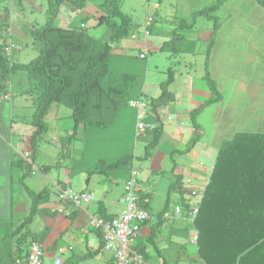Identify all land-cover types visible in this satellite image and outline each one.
Listing matches in <instances>:
<instances>
[{
  "label": "crops",
  "instance_id": "1",
  "mask_svg": "<svg viewBox=\"0 0 264 264\" xmlns=\"http://www.w3.org/2000/svg\"><path fill=\"white\" fill-rule=\"evenodd\" d=\"M179 1L198 3V9L182 5L178 11L174 5L178 0H160L163 5L157 7L159 13L144 20V33L137 37L133 32L131 41L124 39L119 48H112V55L117 53L109 58L110 70L135 75L128 104L116 108L112 123L105 128H81L69 150L58 148L60 134L54 129L55 139L39 143L34 158L36 162L40 152L42 164L37 167H45L39 169L44 176L27 175L31 179L26 181L19 155L31 149L30 132L23 122L11 124L0 116V241L27 215L31 201L27 189L34 193L45 188L50 191L29 225L28 242L20 244L19 236H15L7 238L5 251L0 245V264H12V255L18 250L20 256L24 255L32 238L45 247L44 264H50L56 256L62 264H70L78 247L74 264H116L90 221L94 215L112 218L121 213L124 186L132 170L138 172L140 203L149 219L130 241L131 253L140 254L144 264H193L194 258L197 264H204L198 252L191 257L181 252L188 238L196 246L193 238L197 231L185 209L180 215H171L183 205L182 198L187 199L184 179L210 176L225 141L239 133L264 135V0ZM219 2L210 13L215 18L195 16ZM5 6V0H0V20L4 24L10 15ZM71 11L70 6H62L54 23L70 26L74 19ZM148 18L153 21L146 35ZM182 21H193V25L181 27ZM8 38L0 41V47ZM133 49L136 53H125ZM112 58L117 59L113 64ZM197 62L198 71L192 69ZM170 75V97L152 104ZM2 83L0 79V98L4 99ZM138 98L150 103L146 122L155 126L144 133H138L136 112L129 106ZM214 98L217 100L208 103ZM52 109L59 110L52 105L46 116ZM64 115L71 120L70 111ZM72 128L68 126L64 131L70 134ZM154 138L156 142L151 146ZM48 146L51 152L45 153ZM123 158L126 163H120ZM54 163L60 174L50 186L46 184L47 174ZM56 184L93 192L96 200L73 209L57 199ZM155 243L163 244L161 251Z\"/></svg>",
  "mask_w": 264,
  "mask_h": 264
},
{
  "label": "trees",
  "instance_id": "2",
  "mask_svg": "<svg viewBox=\"0 0 264 264\" xmlns=\"http://www.w3.org/2000/svg\"><path fill=\"white\" fill-rule=\"evenodd\" d=\"M15 1L8 0L10 4ZM90 1L48 0L45 24L35 29L39 31L41 51L29 62H13L9 66L4 64L3 47H0L2 82L13 73L24 72L37 91L32 103L33 127L28 136L34 164L39 140L49 130L45 117L53 104L71 109L72 132L60 137V143L66 150H69L70 142L77 138L81 128H105L112 123L116 108L128 104L135 75L110 70L109 58L113 45L89 35L84 21L73 27L69 24L67 27H57L54 23L64 4H69L76 11L82 10ZM103 2L110 4L109 14L100 15L97 26L106 23L112 30L111 43H120L132 35L137 25L120 10L119 0ZM220 3L197 12L195 16L215 18L210 13ZM5 7L7 12L9 7ZM181 25L189 27L193 21H182ZM149 26L146 25V31H149ZM177 39L169 41L167 45H172ZM170 83L171 75L162 84L161 95L152 104L157 105L170 97L167 89ZM216 100L211 99L208 103ZM155 142L154 138L150 145L153 146ZM19 159L25 175H30V165ZM126 162V158L120 160V163ZM38 168L45 169L43 166ZM27 192L31 198L28 213L10 234L2 238V251L3 242L9 237L19 236L20 244L28 242L29 225L39 205L50 193L48 188L39 193L28 189ZM141 199L138 192L140 206ZM182 201V207H187V199L182 198ZM164 212L161 211L159 216ZM193 224L197 231V252L204 264H264V135L239 133L221 145ZM32 239L31 242L37 240ZM20 253L18 250L12 255V264Z\"/></svg>",
  "mask_w": 264,
  "mask_h": 264
},
{
  "label": "rangeland",
  "instance_id": "3",
  "mask_svg": "<svg viewBox=\"0 0 264 264\" xmlns=\"http://www.w3.org/2000/svg\"><path fill=\"white\" fill-rule=\"evenodd\" d=\"M5 2H6V5L9 7L10 15H9V19H7L8 21L6 24L1 22L0 20V41L2 43L3 40L8 38L7 34H10L11 37L8 39H10L11 43L16 45L18 49H12L10 54H6L4 52L3 63L9 66L10 63H13V62L15 63L29 62L31 59L37 57L40 53V50L38 51L37 49H40V46L42 45V43L40 42L41 39L38 34L39 31L36 32L35 29L45 24V21H46L45 12L47 9L48 0H17L11 4L8 2V0ZM64 5L70 6L67 3ZM159 5L160 6L163 5V4H160V0H119L120 10L124 14L129 15L132 20V23H135L137 25L136 26L137 29H135L134 31L136 32L135 35L137 37H139L140 35L144 33L143 31L144 20L151 14H154L156 12L159 13L157 9ZM174 5L178 11L181 9L182 5L192 6L193 8L198 9V3L196 4L183 3L182 4L178 0V4L175 3ZM109 9H110V4L104 3L103 0H91L90 2H87L86 7H84L82 10H76V11L70 12V14H73L74 16V19L70 27H73L75 25L76 26L80 25V23L84 21L86 23L85 24L86 31L89 35L99 40H102L104 42L110 43L111 46L113 45L112 48L113 47L119 48L120 43H115V44L111 43V35H112L111 28L106 23L100 26H97V18L100 15H108ZM59 24L60 23H56L57 27L59 26ZM61 27H64V25L62 24ZM127 40L131 41V37H128ZM19 46H21L22 48L21 50H19ZM136 51H137L136 49H133V51L125 50V53L132 54L133 52L136 53ZM116 53L117 52H114L112 56H114V54ZM160 54L162 53L155 54V55H160ZM150 56L153 57V53L150 54ZM137 59L139 60L138 57ZM115 61H117L116 58L111 59L112 64ZM193 65L194 66L192 67V69L198 71V62L195 64L193 63ZM157 67L160 69V66L151 65V68L153 69ZM175 76L177 77L179 75H175ZM1 87L3 91L1 94H10L11 97L7 100L0 98V102H1L0 103V116L4 117L5 120L11 124H14L17 122H23L24 124H22V126L25 125V128L27 129V131L32 132L31 130L33 126L31 125V120H32V114L34 111V108L32 107V103L37 97V91L36 89H34L33 85L30 83L27 75L24 72L13 73L8 77L7 80L4 81V83H2ZM55 105H57L59 110L53 111L52 109L49 111V114L45 117V121H46V124L49 130L47 131L44 138L39 140V143H45V140H47V138L55 139L54 129H57V131L59 130V132H56V133H59L60 137L70 135V134H67L64 130L68 126L73 125V123L71 120L65 119L64 113L68 114L69 111L71 112V109L69 107L59 105V104H53V107ZM2 110H5V112H3ZM64 141H66V139H64ZM73 142L74 141L70 143L72 144ZM60 146L62 145L59 142L58 148H60ZM44 152L45 153L51 152L50 146L46 147L44 149ZM63 153H67V151ZM35 163L36 165L42 164L40 152H38V157ZM56 166L57 165L55 163L53 164L52 167L50 166L51 167L50 172L47 174L49 176V179H47L46 184H49L50 181L53 179L56 180L58 175L60 174ZM100 168L101 166L98 167V170ZM29 176H32V175H29ZM29 176H27L26 178L27 182H29V180L31 179ZM36 176H44V173L42 171H37ZM206 177H209V176H206ZM16 190H18V188H16ZM18 196L19 194H17V191H16V198H18ZM28 210H29V206H28ZM156 244L158 245L156 247L161 251L163 244L155 243V245ZM3 245H4V251H5L6 249L5 246L8 245L7 239L4 240ZM179 246L182 247V243ZM78 248H75V254L73 256L74 259H73V262H71L70 264L75 263L77 254H79L77 252ZM164 251H167V248H165ZM181 252L182 253L185 252L186 255H188V257H191V255H195L197 253L196 246L191 242L190 238L186 239V243L184 244ZM188 260L192 262V260L190 259ZM192 263L197 264L198 259L194 258Z\"/></svg>",
  "mask_w": 264,
  "mask_h": 264
},
{
  "label": "built area",
  "instance_id": "4",
  "mask_svg": "<svg viewBox=\"0 0 264 264\" xmlns=\"http://www.w3.org/2000/svg\"><path fill=\"white\" fill-rule=\"evenodd\" d=\"M152 21V18H148L146 25L149 26ZM149 33V31L145 32L146 35H149ZM12 49H18V47L8 40L3 47V51L10 54ZM140 57L144 58V55ZM10 97V94H6L4 99L7 100ZM129 106L136 112L138 133H144L149 128H155V126H149L146 122V116L151 107L148 101L140 98L133 99L129 102ZM19 157L30 165V175H35L39 171V168L32 162L29 151L20 153ZM137 175L138 172L132 170L124 186V208L119 215L112 218L94 215L90 221L91 226L99 230L103 247L112 253L116 264H132V261L137 264H144L140 254H132L130 251V241L137 236L141 224L149 219L147 210L138 204ZM184 184L187 185V207H176L171 216L180 215L184 208L186 217L194 222L206 188L209 185V177H204L201 180L187 177L184 179ZM55 188L57 199L63 204L70 205L73 209H80L83 205L96 200L95 194L90 191H76L70 186L61 184H56ZM193 240L196 242L197 234ZM68 249L70 250L72 247H68ZM62 251L59 250V253ZM44 257L45 247L41 243L30 242L26 253L16 257L13 264H44ZM50 264H62V260L59 256H56L52 258Z\"/></svg>",
  "mask_w": 264,
  "mask_h": 264
}]
</instances>
